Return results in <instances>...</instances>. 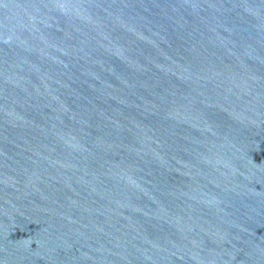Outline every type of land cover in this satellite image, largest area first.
<instances>
[{"label": "water", "instance_id": "obj_1", "mask_svg": "<svg viewBox=\"0 0 264 264\" xmlns=\"http://www.w3.org/2000/svg\"><path fill=\"white\" fill-rule=\"evenodd\" d=\"M0 264H264V0H0Z\"/></svg>", "mask_w": 264, "mask_h": 264}]
</instances>
